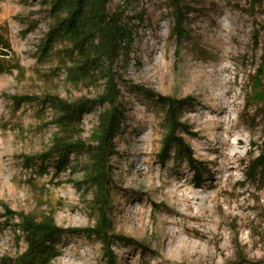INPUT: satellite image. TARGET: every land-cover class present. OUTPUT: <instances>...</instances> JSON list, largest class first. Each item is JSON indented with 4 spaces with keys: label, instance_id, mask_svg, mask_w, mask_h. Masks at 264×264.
<instances>
[{
    "label": "rangeland",
    "instance_id": "374dc122",
    "mask_svg": "<svg viewBox=\"0 0 264 264\" xmlns=\"http://www.w3.org/2000/svg\"><path fill=\"white\" fill-rule=\"evenodd\" d=\"M177 2L181 37L172 0H109L130 33L111 66L123 112L109 161L112 254L67 232L47 264H264V0ZM50 7L0 0V264L25 250L18 214L65 230L96 220L87 154L41 165L55 141L95 145L101 107L66 133L55 101H95L107 82L78 81L68 42L43 49ZM160 97L187 101L174 136L192 166L165 141Z\"/></svg>",
    "mask_w": 264,
    "mask_h": 264
},
{
    "label": "trees",
    "instance_id": "16d2710c",
    "mask_svg": "<svg viewBox=\"0 0 264 264\" xmlns=\"http://www.w3.org/2000/svg\"><path fill=\"white\" fill-rule=\"evenodd\" d=\"M109 0H51L48 11L54 23L46 38L43 49H50L58 41L68 42L71 50L77 52L75 68L78 81L95 80L97 76L107 78L105 91L97 100H78L67 102L56 100L61 125L68 133L80 119L82 113L98 105L101 110L98 114L97 129L94 132V146H85L78 142L55 141L53 147L41 159H53L55 168L64 167L68 153L83 151L87 154L89 162L84 168L86 182L94 189L92 209L96 213V220L92 229L65 230L50 221H36L28 215L18 214L17 227L22 231L26 243L24 252L19 256L16 264H47L56 254V245L64 233L77 234L82 231L97 237L104 247L105 254L111 255L108 249L114 236L110 235V158L115 153L114 139L120 131L123 112L117 101L118 92L115 89L111 66L121 51L128 45L130 33L116 13L108 11ZM174 8L175 31L178 37L181 32V10L177 0H172ZM159 103L164 104L165 124L167 128L166 143L175 141L177 147L185 152L189 164L194 165L190 152L174 136V131L180 125L177 122L179 109L185 106L186 100H175L160 97ZM71 130V129H70ZM187 152V153H186ZM31 159V158H30ZM261 157L259 158V160ZM260 165V162H256ZM9 216L16 215L4 206ZM11 218V217H10ZM12 219V218H11Z\"/></svg>",
    "mask_w": 264,
    "mask_h": 264
},
{
    "label": "bare ground",
    "instance_id": "6f19581e",
    "mask_svg": "<svg viewBox=\"0 0 264 264\" xmlns=\"http://www.w3.org/2000/svg\"><path fill=\"white\" fill-rule=\"evenodd\" d=\"M236 143H239V141H238V140H236Z\"/></svg>",
    "mask_w": 264,
    "mask_h": 264
}]
</instances>
